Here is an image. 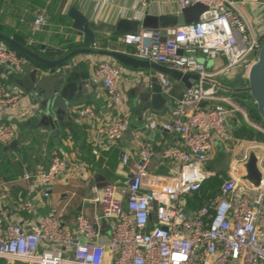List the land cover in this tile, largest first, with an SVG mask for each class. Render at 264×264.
Segmentation results:
<instances>
[{"label": "built area", "instance_id": "built-area-1", "mask_svg": "<svg viewBox=\"0 0 264 264\" xmlns=\"http://www.w3.org/2000/svg\"><path fill=\"white\" fill-rule=\"evenodd\" d=\"M155 0H136L147 8ZM181 11L202 4L208 11L194 25L176 29L145 30L123 35L125 46L134 49L133 57L160 64L199 80L181 97L174 95V81L158 72L152 76L161 85L171 104L172 120L149 118L148 127L179 135V146L162 151L163 158L175 167L172 175L149 172L157 156L151 142L138 139L139 161L132 177L123 186L116 183L94 187L93 202L102 215L96 220L83 214L76 217V233L65 228L61 217L51 211L30 228L14 219L5 204L10 183L0 184V259L25 264H264V142H250V150L260 156L263 178L251 187L242 177L245 156L232 166L222 191L212 202L190 211L187 198L201 190L215 174L204 169L214 153L216 140L233 144L236 137L229 121L240 111L235 100L212 94L205 80H222L237 73L233 82L246 83L247 74L264 41V13L249 19L248 7L263 12L264 3L248 0H171ZM46 15L35 20L36 31L48 25ZM223 61L222 67L209 69L199 60ZM27 59L8 45L0 43V68L14 73L23 69ZM239 73V74H238ZM95 77L102 84L113 107L120 115L125 97L121 87L122 70L110 60L95 63ZM17 93L0 98V107L15 106ZM81 117L97 119L94 109L84 107ZM247 117V115H246ZM127 117L116 116L100 129L110 142H120L128 131ZM264 134V129L255 126ZM16 129L0 126V147L16 138ZM48 171L24 179H37L44 187V197L68 170V162L53 152ZM125 164L129 163L124 155ZM34 203L22 201L18 211L34 214ZM110 223L105 238L100 224Z\"/></svg>", "mask_w": 264, "mask_h": 264}, {"label": "crops", "instance_id": "crops-1", "mask_svg": "<svg viewBox=\"0 0 264 264\" xmlns=\"http://www.w3.org/2000/svg\"><path fill=\"white\" fill-rule=\"evenodd\" d=\"M72 8L82 12L91 23L96 36L98 48L123 51L133 55L134 49L125 46L123 35L115 33L120 19L138 21L147 14L151 16L175 15L180 12L177 3L171 0H155L147 8H143L136 0H0V25L6 31L5 35L13 38L22 35L27 43L39 50L51 49L60 51L52 60H58L70 46H83V34L73 29L68 13ZM264 13L253 7L246 9L249 19ZM46 15L48 22L40 31H36L35 20ZM141 30V29H140ZM104 57L80 56L69 62L64 69H58L55 74L50 69H42L27 61L19 72L0 68V98H7L14 93L19 96L15 106L0 107V126H13L16 129V139L7 146L0 147V184L10 183L5 204L10 209L15 220L25 223L27 228L51 211L56 212L65 228L76 233V217L80 214L92 220L102 215L100 207L93 202V188L102 189L105 185L116 183L123 186L132 177L131 170L139 161L136 148L138 139L151 142L157 156L152 161L149 172L158 176L172 175L175 167L163 158L162 151L168 147L179 146V135L170 134L159 129H150L149 118L159 121H171V104L155 110L148 107L153 96V71L134 72L121 65V87L124 93V103L120 115L113 107L103 84L95 77V63ZM199 60L209 69L222 63L209 62L205 58ZM111 61V60H110ZM52 84L69 104V109L63 116L64 121L55 128L44 127L35 114L36 105L31 95L26 93V83ZM52 82V83H51ZM232 84H235L233 82ZM28 85V84H27ZM186 87L178 82L174 95L181 97ZM240 111L230 118L229 128L236 133L244 125L251 128L261 126L252 122L248 109L255 108L247 96L234 95ZM94 109L97 119L81 117L79 112L84 107ZM256 111V110H255ZM247 115V117H246ZM120 116L127 117L130 125L120 142H110L100 129L111 120ZM250 142L236 137L233 144L224 145L216 140L214 153L210 156L204 169L225 174L227 179L232 174V166L240 159L250 155ZM15 144V145H13ZM59 152L68 162V170L56 186L49 192L50 197H44V187L33 178L24 179L25 173L37 175L48 171L53 152ZM129 158L125 164L123 156ZM34 203V214L26 215L18 211L22 201ZM106 239L110 236V223L100 224ZM0 264H25L20 261L0 259Z\"/></svg>", "mask_w": 264, "mask_h": 264}, {"label": "water", "instance_id": "water-1", "mask_svg": "<svg viewBox=\"0 0 264 264\" xmlns=\"http://www.w3.org/2000/svg\"><path fill=\"white\" fill-rule=\"evenodd\" d=\"M252 1L264 3V0ZM207 11L208 8L206 6L197 4L194 5V7L175 15L151 16L147 14L143 19L138 21L120 19L116 26L115 33L119 36L135 35L140 29H176V27L194 25V23L200 21V16ZM68 18L72 21L73 29L83 34V46L82 48L71 50L58 60L43 58L30 47L18 43L11 36L5 35L1 32L0 42L5 45H10L12 48L23 55L28 56L35 62L47 66L50 69L51 74H55L58 69H64L71 60L86 55L107 58L118 65L138 73L144 71H153L154 73L161 72L174 81L182 83L187 90L193 87L192 82L199 80L197 75L183 74L182 72L172 70L160 64L157 65L147 60L137 59L123 51H116L107 48L100 49L97 47L93 27L88 18L82 12L76 8H72L68 13ZM59 52L60 51H54L51 49H46L45 51L50 57H55L57 54H60ZM236 75L237 73L222 80H205L204 84L214 95L217 94L229 98L234 95H241L250 98L260 117V125L264 126V41L257 53L255 62L252 64L247 74L246 83L232 84L237 77ZM153 83V98L151 102L148 103V107L159 110L167 106L168 100L163 96L161 85L156 78L153 79ZM52 84L49 83L45 86L44 83L34 84L30 81L26 83V93L31 95V98L36 105L35 114L37 115V118H39L42 126L46 128H55L56 125L62 123L64 121L63 116L68 111L70 104L63 98V95L59 92V88ZM259 160L260 156L254 150L250 153L248 161L242 165V168L246 171V175H244L242 179L253 188L258 187L263 178L262 171L258 166Z\"/></svg>", "mask_w": 264, "mask_h": 264}, {"label": "trees", "instance_id": "trees-1", "mask_svg": "<svg viewBox=\"0 0 264 264\" xmlns=\"http://www.w3.org/2000/svg\"><path fill=\"white\" fill-rule=\"evenodd\" d=\"M0 32L3 34L6 33L3 26H1V25H0ZM13 39H15L18 43L23 44L24 46L30 47L32 50H34L36 53H38L43 58H47V59L52 60L53 57H50L44 51L39 50L38 48L34 47L33 45L27 43L25 40V37H23L22 35H19V34L14 35ZM8 46L11 49L15 50L10 45H8ZM78 46L79 45L70 46L68 48V50L65 51L64 53H61V55L69 53L71 50H74ZM19 54L24 56L27 59V61L32 62L33 64H35L39 68H42V69L48 68L47 66H43V65L39 64L38 62H35L31 58L23 55L20 52H19ZM248 113H249V118L252 122L254 121L256 123H260V117L258 115V112L255 111V109L254 110L248 109ZM236 137L239 139H244V140L251 141V142L254 140L264 142V134L261 133L260 131L256 130L255 128H251L247 125H244V127L236 133ZM225 180H227V176L225 174H222V173H218L216 176L209 178L202 185L201 190H199V192L194 193L187 198V206L186 207L190 211H195V210H198L200 207L204 206L206 203L212 202L213 200H215L218 197V195L221 193V191H222L221 187H222Z\"/></svg>", "mask_w": 264, "mask_h": 264}, {"label": "rangeland", "instance_id": "rangeland-1", "mask_svg": "<svg viewBox=\"0 0 264 264\" xmlns=\"http://www.w3.org/2000/svg\"><path fill=\"white\" fill-rule=\"evenodd\" d=\"M219 61H221V60H219ZM222 63H220V64H218V65H216V67H222L223 66V61H221ZM236 83V82H235ZM250 110H252V108L250 107ZM254 110V109H253ZM256 110V109H255Z\"/></svg>", "mask_w": 264, "mask_h": 264}]
</instances>
